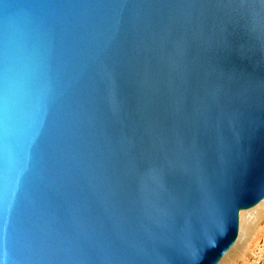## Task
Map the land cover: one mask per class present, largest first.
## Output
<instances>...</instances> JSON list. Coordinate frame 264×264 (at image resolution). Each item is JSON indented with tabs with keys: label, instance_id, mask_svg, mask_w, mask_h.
<instances>
[{
	"label": "water",
	"instance_id": "water-1",
	"mask_svg": "<svg viewBox=\"0 0 264 264\" xmlns=\"http://www.w3.org/2000/svg\"><path fill=\"white\" fill-rule=\"evenodd\" d=\"M263 196L264 0H0V264H216Z\"/></svg>",
	"mask_w": 264,
	"mask_h": 264
},
{
	"label": "bare ground",
	"instance_id": "bare-ground-1",
	"mask_svg": "<svg viewBox=\"0 0 264 264\" xmlns=\"http://www.w3.org/2000/svg\"><path fill=\"white\" fill-rule=\"evenodd\" d=\"M238 217L239 231L237 232L238 235L236 234V238L234 239V241H236H233L234 245L232 246L233 243L230 245L231 248L229 247L230 249L228 248L229 250L227 249L225 251L226 253L224 252V254L219 258L216 264H220L221 262L224 264V260H226V257L231 253V251L238 245L240 241H243V244L238 255L242 254L240 256L246 258L248 252L250 250H253V243L256 244L258 242V233L264 235V196L253 206L239 210ZM260 246H264V238ZM245 258L242 260L241 264H244ZM250 260L252 261L251 264H254V260ZM235 264L240 263L235 262ZM246 264H250L249 261H247ZM255 264H258L257 261Z\"/></svg>",
	"mask_w": 264,
	"mask_h": 264
},
{
	"label": "rangeland",
	"instance_id": "rangeland-1",
	"mask_svg": "<svg viewBox=\"0 0 264 264\" xmlns=\"http://www.w3.org/2000/svg\"><path fill=\"white\" fill-rule=\"evenodd\" d=\"M239 231V217H238V223H237V232ZM238 235V234H237ZM258 235H259V238H258V242L256 243V244H254L253 243V245H252V248H253V250H250L249 252H248V255L246 256V255H244V256H246V258H245V260H244V264H246L247 263V261H249V263L251 264V260L250 259H252V260H254V264L256 263V261H257V263L258 264H264V246H260V244L262 243V240H263V238H264V235H262V234H260V233H258ZM236 238V237H235ZM236 241V240H235ZM234 241V242H235ZM242 244H243V241H240L239 243H238V245L231 251V253L226 257V260H224L225 261V263L224 264H235V262H239L240 264L242 263V260L244 259L243 257H241L240 255H242V254H240V255H238L239 254V251H240V249L242 248ZM234 245V243L232 244V246ZM231 248V247H230ZM229 248V249H230ZM252 248H250V249H252ZM228 249V250H229ZM226 253V252H225ZM258 255V256H257ZM243 258V259H242ZM228 260H230V261H228ZM220 264H223L222 262L220 263Z\"/></svg>",
	"mask_w": 264,
	"mask_h": 264
},
{
	"label": "snow or ice",
	"instance_id": "snow-or-ice-1",
	"mask_svg": "<svg viewBox=\"0 0 264 264\" xmlns=\"http://www.w3.org/2000/svg\"><path fill=\"white\" fill-rule=\"evenodd\" d=\"M206 246H208V247L213 246L211 238L208 239ZM190 258H191L193 264H198V262L200 260V253L198 251L190 252Z\"/></svg>",
	"mask_w": 264,
	"mask_h": 264
}]
</instances>
